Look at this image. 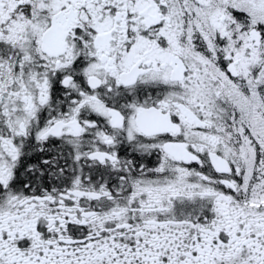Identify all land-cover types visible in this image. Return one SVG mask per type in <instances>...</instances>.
I'll return each instance as SVG.
<instances>
[{
  "label": "snow or ice",
  "instance_id": "snow-or-ice-1",
  "mask_svg": "<svg viewBox=\"0 0 264 264\" xmlns=\"http://www.w3.org/2000/svg\"><path fill=\"white\" fill-rule=\"evenodd\" d=\"M0 264H264V0H0Z\"/></svg>",
  "mask_w": 264,
  "mask_h": 264
}]
</instances>
